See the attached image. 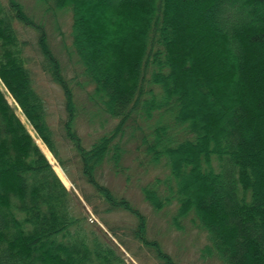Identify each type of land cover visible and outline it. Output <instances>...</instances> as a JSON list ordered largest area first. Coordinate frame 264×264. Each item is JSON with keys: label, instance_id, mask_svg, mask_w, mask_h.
I'll return each mask as SVG.
<instances>
[{"label": "trees", "instance_id": "obj_1", "mask_svg": "<svg viewBox=\"0 0 264 264\" xmlns=\"http://www.w3.org/2000/svg\"><path fill=\"white\" fill-rule=\"evenodd\" d=\"M39 1L48 4L35 20L18 0H0V79L63 171L69 173L16 24L35 32L40 67L63 92L64 135L105 212L130 213L134 239L176 264L147 239L141 211L99 180L108 166L137 185L155 211L173 209L177 227L187 219L204 231L205 252L223 264H264V0ZM191 5L203 7L208 33L192 27L183 12ZM56 10L70 12L71 50L97 107L89 117L111 121L89 147L77 132L72 78L43 24V14L56 18ZM125 134L137 137L134 148L124 147ZM126 154L134 156L132 167ZM188 188H200L193 200ZM83 208L0 88V264H127Z\"/></svg>", "mask_w": 264, "mask_h": 264}, {"label": "rangeland", "instance_id": "obj_2", "mask_svg": "<svg viewBox=\"0 0 264 264\" xmlns=\"http://www.w3.org/2000/svg\"><path fill=\"white\" fill-rule=\"evenodd\" d=\"M1 1L4 3V5L6 4V0ZM18 1L23 5L24 9L30 15L33 17L35 16V20H38L36 17H41V10L45 7L44 5L47 6L48 4H44L39 0ZM172 4L174 3L172 2ZM202 8L203 7H200V5L197 7L191 5L190 14H188V12L185 10H183V12L190 16L191 20H193V28L198 27V30H203L204 32L206 31L208 33V22L201 15ZM43 15V24L48 34V42L51 46V49L56 57L60 60L64 74L67 77L72 78L71 85L75 94V105L78 109L76 118L77 132L82 139L83 146L89 147L98 136L109 130L111 121L106 115L102 113L89 117V112H97V107L94 106L92 102L87 100L86 92L87 90L91 91V87L85 83L83 77L80 75L79 66L75 62L76 57L71 50L70 12H68V10L59 11L56 13V18H53V16H51L49 13ZM16 26L20 37L26 42L24 52L28 60L27 65L32 73V76L34 77L33 79L35 80L38 91L46 100L48 122L54 133L56 148L59 151L61 158L64 160L69 173L66 174L65 171H63L58 160L37 136L36 132L23 115L20 107L0 79V88L2 91H4L7 101L14 107L15 112L19 116L21 122L27 128L29 134L38 145L39 149L44 153L45 157L65 188L68 190H73L81 204L84 206V208L81 209V213L88 217L89 222H96L100 228L105 231L109 237H111L112 241L118 246L117 253H119V255L124 259L125 263L166 264L164 261L161 262V260L156 257L154 252L149 247H145L131 235L135 225V220L130 213L122 210L105 212L101 201H98V199L94 198L93 187L88 184L81 176L79 161L73 145L64 135L65 132L63 130V121L66 119V111L64 106L63 92L58 85L48 78L46 73L43 72L40 67L42 59L35 44V32H33V30L30 28H25L21 25L16 24ZM201 26L205 27L202 28ZM56 27L58 28L56 29ZM197 34L199 35L201 33L198 32ZM83 40L86 41L85 38H83ZM88 46L91 48V43ZM212 69L215 70L214 68ZM210 101H212V99H210ZM206 102L207 101H205V103ZM191 104L193 108H199L197 107L199 106L197 102L195 105L193 102ZM105 119H108L109 121L106 122ZM201 124H203V120L201 121ZM201 124H199V141L202 139L205 133V130L201 129ZM121 137L122 141L124 142V147L127 149L132 147L134 148L138 141L136 140L137 137L127 139L126 134L124 136L122 135ZM137 154H139V152H136V155ZM133 157L134 156L131 154H126L124 163L132 167L134 163V161H132ZM158 170L161 171L160 168L156 169L157 172ZM59 173L62 174L63 178H65L63 179L64 182L59 176ZM97 177L104 185L112 189L113 192H117L120 196L128 199L135 208L137 207L141 211V213L146 218L147 239L151 241H157L160 244L162 250L176 264H223L215 256V254L205 252L204 247L207 244V239L204 231L195 227L187 219L184 221L181 220L182 228L177 227L173 222H171V216L175 212L173 209L170 211H155L143 199L137 185H133L131 182H126L122 175L113 174L108 169V166L101 167ZM150 178L151 174H148L146 176V180ZM199 191L200 188H188L187 196L193 200L195 193ZM84 195L92 198V203L95 206V209H97L98 214L95 213L92 206H88V204L85 202ZM72 199H74V197H72ZM102 219L106 221L107 224H103L101 222L103 221ZM108 228L115 231L118 237L122 239V242L114 238ZM94 229L98 231L97 228Z\"/></svg>", "mask_w": 264, "mask_h": 264}, {"label": "bare ground", "instance_id": "obj_3", "mask_svg": "<svg viewBox=\"0 0 264 264\" xmlns=\"http://www.w3.org/2000/svg\"><path fill=\"white\" fill-rule=\"evenodd\" d=\"M59 176L61 177L62 180L65 179V178H63L62 174H60V173H59ZM63 182H64V180H63Z\"/></svg>", "mask_w": 264, "mask_h": 264}]
</instances>
